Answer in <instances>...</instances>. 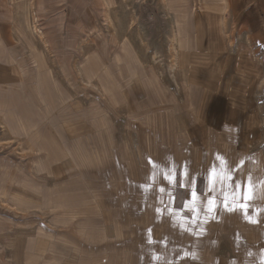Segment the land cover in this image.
<instances>
[{
	"label": "rangeland",
	"instance_id": "374dc122",
	"mask_svg": "<svg viewBox=\"0 0 264 264\" xmlns=\"http://www.w3.org/2000/svg\"><path fill=\"white\" fill-rule=\"evenodd\" d=\"M104 2L0 0V264H264V0Z\"/></svg>",
	"mask_w": 264,
	"mask_h": 264
},
{
	"label": "bare ground",
	"instance_id": "6f19581e",
	"mask_svg": "<svg viewBox=\"0 0 264 264\" xmlns=\"http://www.w3.org/2000/svg\"><path fill=\"white\" fill-rule=\"evenodd\" d=\"M33 1V0H32ZM33 2H31L30 4H32ZM29 4V3H28ZM100 4H101V6L103 7V12H104V17H105V20H106V23L109 25V26H111L112 24H111V22H110V20H109V18H108V15H107V13H108V11H107V6H106V8L104 7V5L106 4L105 2H104V0H100ZM35 8V7H34ZM28 10H30L31 11V13H32V21L34 22V26H32V30L34 31L33 33H35V35L37 36V37H39V39H43V33H42V31L38 28V26H37V15H36V12H35V9H33V6L32 5H28ZM32 22V23H33ZM33 25V24H32ZM108 26V27H109ZM172 37V36H171ZM176 38V37H175ZM42 43L45 45V47H46V50L48 49L47 48V46H46V44L48 43L47 41H46V39H44V40H42ZM175 45H177V44H175ZM175 45H174V40L173 39H170L169 40V43H168V48H167V62H166V70H167V72L169 73V74H173L174 72H175V59H176V56H177V53H176V51H177V48L175 49ZM180 48H185V47H181L180 46ZM179 52V51H178ZM157 58L156 57H153L152 58V60H153V63H155L154 65L155 66H157L158 64H159V61H157L156 60ZM160 65V64H159ZM160 68H162V67H160ZM163 69V68H162ZM161 71V70H160ZM159 77V76H158ZM155 80L157 81V83L160 85V81H158V79L157 78H155ZM102 83L100 84V86H101V88H102V91L105 93V95L106 96H108V98L111 100V98H112V96H111V87L108 85V83L106 82V80H102L101 81Z\"/></svg>",
	"mask_w": 264,
	"mask_h": 264
},
{
	"label": "snow or ice",
	"instance_id": "6c2138e0",
	"mask_svg": "<svg viewBox=\"0 0 264 264\" xmlns=\"http://www.w3.org/2000/svg\"><path fill=\"white\" fill-rule=\"evenodd\" d=\"M210 175L215 177V171L213 170V172ZM228 179L229 180H235V177L234 176H229ZM193 195H195V194H193Z\"/></svg>",
	"mask_w": 264,
	"mask_h": 264
},
{
	"label": "crops",
	"instance_id": "0c3cea01",
	"mask_svg": "<svg viewBox=\"0 0 264 264\" xmlns=\"http://www.w3.org/2000/svg\"><path fill=\"white\" fill-rule=\"evenodd\" d=\"M2 23H4V25H6L7 23H6V20H5V18H3L2 20ZM25 46V45H24ZM27 46V47H26ZM25 47L30 51V47L28 46V45H26ZM30 53H31V51H30Z\"/></svg>",
	"mask_w": 264,
	"mask_h": 264
}]
</instances>
